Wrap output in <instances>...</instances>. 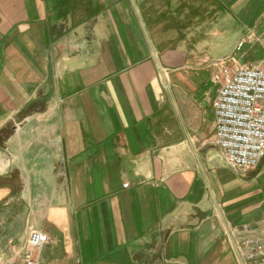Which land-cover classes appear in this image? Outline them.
<instances>
[{"label":"crops","instance_id":"crops-1","mask_svg":"<svg viewBox=\"0 0 264 264\" xmlns=\"http://www.w3.org/2000/svg\"><path fill=\"white\" fill-rule=\"evenodd\" d=\"M231 55L264 62V0H0V264L30 229L34 264H238L264 157L215 143Z\"/></svg>","mask_w":264,"mask_h":264},{"label":"built area","instance_id":"built-area-1","mask_svg":"<svg viewBox=\"0 0 264 264\" xmlns=\"http://www.w3.org/2000/svg\"><path fill=\"white\" fill-rule=\"evenodd\" d=\"M242 44L239 41L235 48L241 49ZM210 67L209 79L217 84L212 102L215 143L230 167L239 171L256 168L264 157V62L241 64L231 55ZM227 236L238 264H264V216L230 226ZM49 241L42 230L30 229L25 264H34L31 250Z\"/></svg>","mask_w":264,"mask_h":264},{"label":"rangeland","instance_id":"rangeland-1","mask_svg":"<svg viewBox=\"0 0 264 264\" xmlns=\"http://www.w3.org/2000/svg\"><path fill=\"white\" fill-rule=\"evenodd\" d=\"M229 35H230V34H229ZM229 35H226V37H228ZM230 49H231V48L228 47V49H226L225 52H226V53H228V51L230 52ZM225 52H218L217 55H220L221 53H225ZM262 162H263V161H262ZM261 164H262V165H261ZM259 167H261V168L264 169V162H263V163H260V164H259ZM237 176H238V174H237ZM244 177H245V176H244ZM259 181H260V184H259V185H260L262 188H264V175L262 176V178H261ZM263 194H264V193H263Z\"/></svg>","mask_w":264,"mask_h":264}]
</instances>
